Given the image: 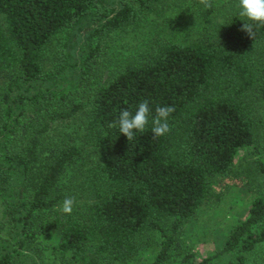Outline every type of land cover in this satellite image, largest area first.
<instances>
[{
  "label": "trees",
  "instance_id": "trees-1",
  "mask_svg": "<svg viewBox=\"0 0 264 264\" xmlns=\"http://www.w3.org/2000/svg\"><path fill=\"white\" fill-rule=\"evenodd\" d=\"M239 12L238 0H0V264H129L148 234L162 238L149 264H212L174 236L215 203L240 151L264 182V26L249 38ZM145 99L143 133L108 127ZM165 105L171 130L153 138ZM247 210L223 264L264 262V187Z\"/></svg>",
  "mask_w": 264,
  "mask_h": 264
},
{
  "label": "rangeland",
  "instance_id": "rangeland-1",
  "mask_svg": "<svg viewBox=\"0 0 264 264\" xmlns=\"http://www.w3.org/2000/svg\"><path fill=\"white\" fill-rule=\"evenodd\" d=\"M256 156L249 150H242L236 157L232 173L217 180L214 192L215 203L200 210L195 218L186 223L174 236L176 248L183 255H191L195 263L209 258L212 264L229 261L227 254H220L222 244L232 227L243 221L248 215L251 200L258 196L264 187L263 178L254 169ZM53 236L46 242L56 243ZM147 245L129 264H149L154 250L162 243L159 234H148ZM52 243V244H53ZM249 264H264L261 258Z\"/></svg>",
  "mask_w": 264,
  "mask_h": 264
},
{
  "label": "clouds",
  "instance_id": "clouds-1",
  "mask_svg": "<svg viewBox=\"0 0 264 264\" xmlns=\"http://www.w3.org/2000/svg\"><path fill=\"white\" fill-rule=\"evenodd\" d=\"M200 3L205 8H211L213 6V0H200ZM241 17H245L247 21L244 22L241 27V31L245 32L249 38L254 37L255 28L257 26H264V0H238ZM151 108L149 107V101L145 99L140 102L135 113L124 109L120 112L116 121L110 122L108 127H119L120 133L125 135L130 141L134 138L136 132L143 133L146 125L149 124V117L151 115ZM175 111V107L172 105H165L156 107L155 117L152 118V133L153 138L164 136L170 132V125L168 123V117ZM75 198L72 196H66L63 200L60 211L65 214L71 215L75 206Z\"/></svg>",
  "mask_w": 264,
  "mask_h": 264
}]
</instances>
